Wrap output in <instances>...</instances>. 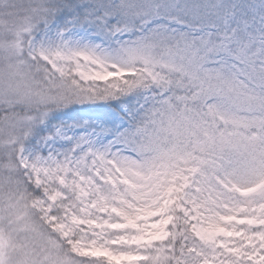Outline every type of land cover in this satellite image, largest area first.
Segmentation results:
<instances>
[{"label":"snow or ice","instance_id":"6c2138e0","mask_svg":"<svg viewBox=\"0 0 264 264\" xmlns=\"http://www.w3.org/2000/svg\"><path fill=\"white\" fill-rule=\"evenodd\" d=\"M0 264H264V0H0Z\"/></svg>","mask_w":264,"mask_h":264}]
</instances>
